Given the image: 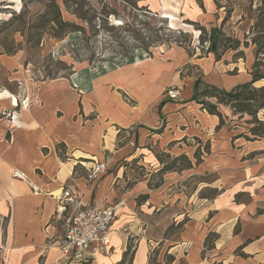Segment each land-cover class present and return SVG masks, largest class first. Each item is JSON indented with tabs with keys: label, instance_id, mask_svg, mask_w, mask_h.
<instances>
[{
	"label": "crops",
	"instance_id": "1",
	"mask_svg": "<svg viewBox=\"0 0 264 264\" xmlns=\"http://www.w3.org/2000/svg\"><path fill=\"white\" fill-rule=\"evenodd\" d=\"M143 1L168 21L184 18L210 29L226 15L220 0ZM149 57L38 81L20 55L0 51V264H69L57 217L65 186L85 206L124 203L108 250L90 264H120L129 246L132 264H152V258L158 264H264V138L226 115L228 107H222L226 126L219 127L220 118L193 100L205 86L230 92L250 83L255 53L251 65L217 61L212 53L196 62L183 51ZM190 63L199 67L198 77L183 74ZM171 88H178L177 100L168 97ZM19 95L28 109L19 108ZM3 111H15L17 120L9 122ZM183 155L193 168L160 174ZM94 162L106 163L107 171L90 183ZM136 165L143 174L131 170ZM15 170L26 181L15 178ZM211 233L215 249L204 252Z\"/></svg>",
	"mask_w": 264,
	"mask_h": 264
},
{
	"label": "rangeland",
	"instance_id": "2",
	"mask_svg": "<svg viewBox=\"0 0 264 264\" xmlns=\"http://www.w3.org/2000/svg\"><path fill=\"white\" fill-rule=\"evenodd\" d=\"M220 1L225 3L226 15L217 24L218 50L212 54L224 63L229 60L251 65L257 50L253 41L257 40L258 46L264 41V0ZM46 3L0 0V51L20 55L38 81L69 77L83 66L110 68L125 64L134 56L149 59L162 51H183L195 62L210 53V28L184 18L168 21L149 11L143 0H71L73 10L78 6L82 9L84 21L68 13L61 3L64 18L78 27L61 38H55L56 30L50 29L41 18ZM238 41L241 46L236 51ZM261 51L259 58L264 73V47ZM183 72L187 77L200 75L199 67L192 63L183 67ZM225 114L241 123L251 119L248 115L243 118L232 115V110ZM259 118L264 120V112ZM130 168L144 173L140 165ZM202 195L212 196V193ZM154 261L152 258L151 263L158 264Z\"/></svg>",
	"mask_w": 264,
	"mask_h": 264
},
{
	"label": "trees",
	"instance_id": "3",
	"mask_svg": "<svg viewBox=\"0 0 264 264\" xmlns=\"http://www.w3.org/2000/svg\"><path fill=\"white\" fill-rule=\"evenodd\" d=\"M44 1H46L47 3L45 6V13L41 18L45 19V24L50 26V29L56 30L57 35H55V38L64 37L67 34L73 32L72 30H74L75 28H78L75 23L64 18L62 5L65 7L68 13L77 16L83 21L86 19V17H83L85 16V14L83 15V13H81L82 9H79V6L75 10L72 9L71 0H62V5L60 3V0ZM197 1L201 3V0ZM215 1L218 4V0ZM204 30L205 28L202 29V31ZM218 34V28H213L210 30V53H216L218 50ZM253 44L257 46V50L255 52L257 60L253 66V79L250 83L237 86L230 92L220 90L213 86H205L204 89L194 95L193 100L201 104L203 109H205L209 114L216 115L220 118L219 127L226 126V121L229 118L222 112V107L230 108L233 112V115L239 114L240 118H243L244 115L250 116L251 119L246 122L250 125V134L254 136V138H264V120L259 118V114L261 112H264V86H255L257 82L264 80V73L261 71L262 60L259 58V55L262 52L261 50L264 47V41L258 46V41L254 40ZM240 46L241 44L238 41L234 49L238 51ZM7 54L15 55L12 53ZM216 59L217 61L221 60L220 57H217ZM200 84L201 81L200 79H198L196 82V86L198 87ZM196 142L198 144H201L200 141L196 140ZM203 148L204 152L208 154L210 151L209 145L206 144ZM203 154L204 153L202 152V145H200L195 153L197 165L200 164ZM191 168H193L192 162L186 155H183L165 164L164 168L160 171V174L168 171H182ZM216 239L217 235L215 233H211L207 237L204 252L215 249ZM132 259L133 255L131 253V246H129L120 264H132Z\"/></svg>",
	"mask_w": 264,
	"mask_h": 264
},
{
	"label": "built area",
	"instance_id": "4",
	"mask_svg": "<svg viewBox=\"0 0 264 264\" xmlns=\"http://www.w3.org/2000/svg\"><path fill=\"white\" fill-rule=\"evenodd\" d=\"M166 93L172 100H177L180 95L176 88L168 89ZM19 96V108L28 109V99ZM1 115L11 123L17 120L15 111H3ZM106 171V163L94 162L88 170V181L94 183ZM14 177L23 181L27 179L26 175L18 170L14 171ZM33 191L38 192L39 189L33 186ZM123 204L108 207L85 206L71 187L63 188L57 210V217L62 222L64 232L59 246L69 264H90L98 254L108 250L117 209Z\"/></svg>",
	"mask_w": 264,
	"mask_h": 264
},
{
	"label": "bare ground",
	"instance_id": "5",
	"mask_svg": "<svg viewBox=\"0 0 264 264\" xmlns=\"http://www.w3.org/2000/svg\"><path fill=\"white\" fill-rule=\"evenodd\" d=\"M109 60V59H108Z\"/></svg>",
	"mask_w": 264,
	"mask_h": 264
}]
</instances>
